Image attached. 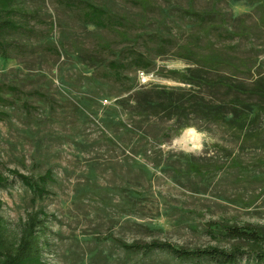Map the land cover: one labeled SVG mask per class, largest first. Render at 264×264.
Segmentation results:
<instances>
[{"label": "rangeland", "instance_id": "obj_1", "mask_svg": "<svg viewBox=\"0 0 264 264\" xmlns=\"http://www.w3.org/2000/svg\"><path fill=\"white\" fill-rule=\"evenodd\" d=\"M71 1L77 3L69 6ZM88 1L114 15V28L85 22L79 0H23L35 12L30 22L34 33L18 37L24 52L0 57V84L23 91L13 97L15 105L2 108L8 116L0 121V173L9 183L0 188V214L16 227L33 209L45 210L44 258L50 264H215L161 251L131 252L115 238L167 240L191 249L229 247L223 233L208 232L207 222L264 225V135L258 144L242 145L216 126L200 125L190 127L199 145L184 147L176 140L189 128L174 135L171 121L138 120L131 96L138 83H146L134 68L120 75L109 62H129L133 46L153 63L155 77L147 83L189 87L167 76V71L192 66L176 57V49L212 39L239 62L245 60L239 77L264 75L259 10L248 0ZM190 8L215 10L218 24L237 33L222 40L214 32L199 38V28L182 14ZM153 33L172 40L165 54L156 50ZM34 90L45 98L32 95ZM204 94L214 100L225 97L209 88ZM191 160L202 173L190 170ZM9 169L36 178L52 170L51 193L34 203L33 192ZM237 264L264 262L245 255Z\"/></svg>", "mask_w": 264, "mask_h": 264}, {"label": "trees", "instance_id": "obj_2", "mask_svg": "<svg viewBox=\"0 0 264 264\" xmlns=\"http://www.w3.org/2000/svg\"><path fill=\"white\" fill-rule=\"evenodd\" d=\"M139 1L143 5L148 3V0ZM248 1L256 4L260 20L264 23V0ZM76 3L71 1L68 5L73 6ZM78 3L80 7L82 6L85 22L102 29L114 28L113 22L117 19L108 9L88 0H79ZM25 6L23 0H0V57L2 58L14 57L16 51L24 52V45L18 42V37L21 35L28 37L34 33L30 22L35 12L28 11ZM182 14H187V17L192 19L193 28H199L200 31L197 33L199 38L214 32L218 36L217 39L222 40L237 33L218 24L215 10L203 12L190 8L184 9ZM240 21L243 24L245 22L243 18H240ZM241 30L245 32L247 28L243 26ZM150 39L157 41L155 44L159 54H165L172 44L170 37L158 33H153ZM208 41L209 43L206 41L203 44L200 40L193 41L176 49V57L186 59L192 66L181 71H167V76L189 84V87H168L152 82L138 83V88L131 96L133 113L139 116L140 121L150 117L171 121L175 130L174 135H180L183 130L190 127L216 126L235 142L246 145L247 142L254 143L256 140L258 144L259 139L264 135L262 119L264 118V75L258 73L256 77L252 76L250 79L246 78L247 76L239 77L241 67L245 66V60L239 62L237 57L224 52L223 47H218L212 39ZM128 50L131 57L129 62H109L110 68L116 74L123 75L129 68H134L137 75L139 71L154 73L150 70L153 63L145 52L133 46ZM55 52L59 53L57 49ZM247 72L250 74L251 71L247 69ZM205 88L223 93L225 97L220 100L210 99L204 94ZM22 92V89L16 85L0 84V121L8 116L2 108L15 105L16 101L13 97ZM6 94H11L12 97L9 98ZM31 94L45 98V94L40 91L34 90ZM228 96L230 99L227 98ZM23 107L29 110L30 104L25 101ZM223 148L232 155L231 148L227 146ZM189 168L197 174L203 172L202 167L194 160L189 163ZM9 172L33 192L34 203L36 199H42L51 193L49 185L54 181L52 170H47L37 178L16 169H9ZM8 183L9 178L0 173V188L6 187ZM48 218L49 214L45 210L33 209L27 213L25 219H20L16 227H11L0 214V264H50L44 258L46 245L44 242L49 230ZM206 227L211 234L223 233L230 240L231 245L229 247L208 245L191 249L160 239L135 240L128 243L115 238V241L131 252L150 254L161 251L180 260L205 258L215 264H237L247 255L253 256L259 263L264 262V225L209 221Z\"/></svg>", "mask_w": 264, "mask_h": 264}, {"label": "bare ground", "instance_id": "obj_3", "mask_svg": "<svg viewBox=\"0 0 264 264\" xmlns=\"http://www.w3.org/2000/svg\"><path fill=\"white\" fill-rule=\"evenodd\" d=\"M176 141L182 146L192 149L199 145V136L193 128H189L186 130L183 136L178 138Z\"/></svg>", "mask_w": 264, "mask_h": 264}, {"label": "built area", "instance_id": "obj_4", "mask_svg": "<svg viewBox=\"0 0 264 264\" xmlns=\"http://www.w3.org/2000/svg\"><path fill=\"white\" fill-rule=\"evenodd\" d=\"M138 77L142 83H147L148 81H151L155 75L154 73H145L144 71H139Z\"/></svg>", "mask_w": 264, "mask_h": 264}]
</instances>
